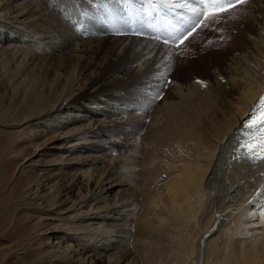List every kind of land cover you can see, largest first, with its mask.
<instances>
[{
	"label": "bare ground",
	"instance_id": "obj_1",
	"mask_svg": "<svg viewBox=\"0 0 264 264\" xmlns=\"http://www.w3.org/2000/svg\"><path fill=\"white\" fill-rule=\"evenodd\" d=\"M190 7L0 0V264H264V160L234 135L264 92V0L185 67L140 33Z\"/></svg>",
	"mask_w": 264,
	"mask_h": 264
},
{
	"label": "rangeland",
	"instance_id": "obj_2",
	"mask_svg": "<svg viewBox=\"0 0 264 264\" xmlns=\"http://www.w3.org/2000/svg\"><path fill=\"white\" fill-rule=\"evenodd\" d=\"M187 1L191 3L190 8H194V7L197 8L196 0H187ZM246 5H247V2L244 4L238 5L237 7L233 8V9H229L226 13H221L219 15V19L216 21H205V25L197 24L196 27L192 31V35L189 36V38L187 40H185L183 44H180L179 47H177V45L179 44V40L178 39L174 40L173 38L174 37H180L189 28L192 27V24L196 19H199L198 17H196L195 13H193L189 9H186L184 11L183 20H181L180 23H178L176 26H173L171 29H167V27L169 28V25H168V17L166 19V14L161 15V13H159V15L156 16L157 19L154 18L155 15L153 16V18H151L152 15L148 14L149 26H146L145 28L142 26V28H144V30H142L140 34H143V32L147 30L148 31V32L146 31L148 33L147 37L151 41H155V42L168 41L167 43L172 44L173 49H174V56L171 58L172 63L175 65L181 64V65L187 67V66H189L188 64H190V60L192 62H194V61L197 62V61H200L201 58H205V57L211 55L213 52H215L217 54L218 51L222 50V48L224 47L222 45L224 43L223 38L225 37V35L227 33H230V31H233V30L232 29H226V28L224 29L221 26V23L223 21L225 22L227 18H231L233 16V12H234V14L239 15L236 12V11H238L241 14V11L246 7ZM173 14H174L173 16H175V13H173ZM107 18H108V16H106L102 19H99L97 21L96 20L90 21V22H88L87 25H89L90 27L91 26H97L98 27V26H101L102 24H104L105 22L109 24V20H106ZM162 24L164 25L163 28L160 27V25H162ZM86 27L87 26H85V28ZM222 30H224V32ZM227 31H229V32H227ZM135 32H136V29H135ZM157 37H159V39H157ZM216 54L214 56L212 55L209 58V60H215L217 58ZM111 67L116 68V66L114 67V65ZM110 70L114 72L113 69H110ZM126 91H127L126 93H124L125 91H121L122 97L123 96L124 97H130L129 95L131 93V90L128 91V89H126ZM133 178H136V177H133ZM129 190H131V189H129ZM129 190H128V192H129ZM217 260H219L218 257H217ZM188 262H190V261H188V259H187V263Z\"/></svg>",
	"mask_w": 264,
	"mask_h": 264
},
{
	"label": "snow or ice",
	"instance_id": "obj_3",
	"mask_svg": "<svg viewBox=\"0 0 264 264\" xmlns=\"http://www.w3.org/2000/svg\"><path fill=\"white\" fill-rule=\"evenodd\" d=\"M198 2L201 5L200 8H190L189 10L195 13L199 19H196L192 27L180 37L173 38L179 40L177 47L192 35L197 24L205 25V21H216L221 13H226L229 9L246 3L247 0H198ZM182 6L188 7V4L185 3ZM167 42L165 41V43ZM241 128L244 130L243 132L237 130V133H234L238 142V150L242 151L248 159L264 160V95L261 96L255 110L249 113V117L245 121H242Z\"/></svg>",
	"mask_w": 264,
	"mask_h": 264
}]
</instances>
